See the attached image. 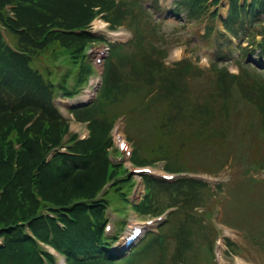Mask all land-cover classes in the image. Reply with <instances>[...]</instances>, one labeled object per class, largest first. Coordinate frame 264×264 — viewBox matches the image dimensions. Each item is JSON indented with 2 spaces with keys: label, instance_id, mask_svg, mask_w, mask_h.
I'll return each instance as SVG.
<instances>
[{
  "label": "trees",
  "instance_id": "trees-1",
  "mask_svg": "<svg viewBox=\"0 0 264 264\" xmlns=\"http://www.w3.org/2000/svg\"><path fill=\"white\" fill-rule=\"evenodd\" d=\"M6 1L16 5V19L9 16L3 8L5 1L0 0V21L7 26L10 40L20 53L13 52L0 35V264H43L44 252L37 240L64 251L70 264H117V259L105 249L102 223L109 201L116 197L117 201L125 203L116 180L118 171L106 157L111 142L107 129L114 115L109 107L122 96L132 97L139 113L155 116L152 117L153 130L158 135L156 122L159 121L166 133L170 125H180L187 113L203 115L204 127L218 109L231 124L238 107L234 104L237 100L233 90H236L243 100L261 111L264 130V39L257 44L255 38L257 32L264 33V0H253L247 8L240 9L237 0H231L225 25L233 34L247 37L249 43L257 47L243 48L240 59L253 53L258 60L237 61L236 74L223 65L225 61L218 62L224 55L222 47L216 51L218 59L204 70L189 59L179 60L172 66L164 64L167 50L162 45L165 38L158 33L159 26L171 15L183 13L188 21L198 24L205 21V33L201 37L211 39L215 11L208 9V0H172L169 10L161 6L159 0ZM216 1L211 0L209 4ZM95 7L99 8L96 12ZM99 11L106 12L112 26L121 23L130 26L134 38L124 45L112 44L98 98L77 112L78 118L90 119L91 135L77 143L74 155L54 152L47 160L54 146L60 144L67 126L52 99L58 91L71 94L76 88L68 87L66 74L56 81L52 55L67 51L79 56L81 46L96 39L84 29ZM55 28L59 30H52ZM152 36H157L160 44L154 42ZM221 37L226 43L230 42ZM79 67L76 74L82 78L88 64ZM203 71L210 72L205 74L210 87L201 102L202 99L194 97L193 87ZM30 121H33L31 125L24 128ZM198 133L197 136H201L202 131ZM215 136L210 143L219 140L223 144L228 138L225 130ZM186 144V141L181 142V147ZM159 148L165 156L157 157L168 160L167 169L185 170L176 157L169 156L164 145L159 144ZM229 153L226 152L224 158ZM136 158L139 162L150 161L140 154ZM111 181L104 194L99 195L104 184ZM185 181L198 186H187ZM147 182L152 188L148 196L151 207L154 203L160 205V209L174 204L179 206L178 211L171 214L157 233L149 234L121 264H183L188 258L182 248L188 241V229L193 230L195 211L191 204L207 202L210 193L203 183L190 179H180L173 184L159 182L163 186L150 178ZM165 195L183 203L164 204ZM87 210L91 211L92 218L86 215ZM59 221L63 222L62 227ZM172 225H175L174 230L168 231ZM171 237L178 242V250L174 254L166 252L154 261V254L149 253L150 245L169 243ZM202 244L198 254L210 259L208 241ZM45 256L52 261L50 256ZM190 263L199 264L191 260Z\"/></svg>",
  "mask_w": 264,
  "mask_h": 264
},
{
  "label": "rangeland",
  "instance_id": "rangeland-1",
  "mask_svg": "<svg viewBox=\"0 0 264 264\" xmlns=\"http://www.w3.org/2000/svg\"><path fill=\"white\" fill-rule=\"evenodd\" d=\"M223 2L226 4V0H223ZM160 3L168 9L171 0H160ZM225 9L226 5L221 8V11L224 12ZM158 15L161 16V14ZM186 23L192 25H186ZM93 24L94 29L101 28V25L97 26L99 24ZM159 32L165 38L162 45L165 46L168 43L165 47L170 48L165 60L166 64H171L181 58H191L193 61L196 59L201 68H205L213 63L215 55L211 51L216 45L215 42L212 45L207 44L200 38L199 35L203 33V23L198 24L194 20L188 21L183 18V13H179L174 15L173 19L164 20L159 26ZM152 37H155L154 42H159L160 44L161 40L156 41L157 36ZM195 45L197 46L194 47ZM96 46H101V44ZM249 58L255 59V62H258L255 55ZM225 60L227 62L223 65H227L231 72L236 73L237 66L232 61L234 60L232 55L224 59L219 58L218 62ZM203 73V75L196 78V84L193 87L194 97L197 96L199 99H202L201 102H203V97L210 87V82L205 76V74L207 75L210 72L203 71ZM203 83L206 85V90L203 88ZM233 91L234 98L237 100L234 104L238 105L235 109L237 115L234 120L236 122L228 123L222 116L221 111L217 109L214 111L215 117L202 127V122L204 121L203 115L187 113L180 125H170L169 131L166 133H163L159 121L156 122L159 134L155 137L153 125L150 122L151 118H147V113L143 114L145 118H142L137 113L138 106H136L133 112L132 125L126 124L127 134L128 136L135 134L133 135L134 140L137 137L144 140L143 143L135 142L134 144L137 152L145 158L165 156L164 152L159 148V144H162L168 149L169 156L172 158L176 157L183 165L181 167H184L187 171L195 168L194 171L199 172L213 170L218 167L226 152L235 153L233 158L231 157L230 165L225 166L220 171L211 172L212 174L224 175V177L229 178L222 186L217 188L220 193L216 195V201L222 207L221 224L238 231L239 236H236V240L228 238L226 249L232 258L235 254H238L252 264H264V181L260 180V178H264V175L260 170L257 171L258 166L264 163V135H259L261 129L258 126L261 111L251 104L241 101L238 92L236 90ZM60 104L62 105V103ZM134 105H136V102L132 97L129 100L122 96L121 100L113 106L119 109L117 110L119 114L132 108ZM60 109H62V106ZM63 112L65 113L64 110ZM69 121L71 125L74 124L72 118H69ZM251 123L254 124L252 132L250 129H248L249 132L243 131ZM78 128L79 132L85 130L81 124H78ZM200 130L202 134L201 136H197ZM221 130H225V134L228 137L226 142L222 144L221 141L214 140L210 143V140L216 137L215 135H218ZM183 141H186L187 144L182 148L181 142ZM190 145L192 146L188 149ZM184 184L187 186H198L195 182L185 181ZM158 185L163 186V183L158 182ZM202 191L204 194H207L205 190L202 189ZM154 192H156V189H154ZM111 194L113 195V192ZM165 196L164 204L183 203L182 201H176L173 196ZM208 203L209 200L207 203L203 200L201 202L193 201V204H191L195 211L192 216L193 230L189 228L187 231L188 241L182 249L188 260L183 264H192L190 260L199 264H213L211 255L210 259H208L207 255L203 257L198 254V247L203 245L202 242L205 243L208 238L211 239L212 237V233H209L208 229L205 230V228L210 227V220L205 213V209L207 208L205 206ZM210 208L208 207L209 210ZM128 213L131 214L129 208H127V215ZM192 217L190 218L192 219ZM174 228L175 225H172L168 231L174 230ZM203 233L205 234L202 235ZM172 237L169 243L154 242L150 245L149 253L154 254V261H157L166 252L174 254L178 250V242ZM201 252H204V249H201ZM198 255L199 258H197Z\"/></svg>",
  "mask_w": 264,
  "mask_h": 264
}]
</instances>
